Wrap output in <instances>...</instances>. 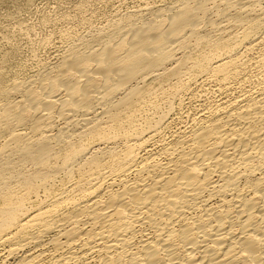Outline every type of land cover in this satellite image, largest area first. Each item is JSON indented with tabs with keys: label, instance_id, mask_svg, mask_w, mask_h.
I'll list each match as a JSON object with an SVG mask.
<instances>
[{
	"label": "bare ground",
	"instance_id": "1",
	"mask_svg": "<svg viewBox=\"0 0 264 264\" xmlns=\"http://www.w3.org/2000/svg\"><path fill=\"white\" fill-rule=\"evenodd\" d=\"M158 11L0 89V264H264V0Z\"/></svg>",
	"mask_w": 264,
	"mask_h": 264
},
{
	"label": "rangeland",
	"instance_id": "2",
	"mask_svg": "<svg viewBox=\"0 0 264 264\" xmlns=\"http://www.w3.org/2000/svg\"><path fill=\"white\" fill-rule=\"evenodd\" d=\"M181 1L182 0H0V89L11 88V85H14V83L16 85L24 83L32 78L34 79L35 75L40 74L42 70L45 72L46 67L48 69L51 68L55 62L60 59L59 56L66 53L69 48L90 44V39L93 41L95 36L97 38L98 35L100 36L104 34V32H107L109 28L111 29L110 26L117 20L125 19L128 16L132 19L134 18L133 20L139 21V19L146 18L144 15L147 17L150 15L151 17L150 13L153 14L156 9L157 11L154 14H158L160 12L158 10L160 9L166 12L172 5L178 4ZM170 3L172 5H170ZM150 9H152V12ZM148 10L150 11L148 12ZM137 13L140 14H138L140 17H138ZM172 67L173 65H167V69ZM158 81L161 83V80L152 81L148 79L144 83L146 86L144 85L145 87L142 86V88L157 89L160 85ZM209 85L210 84L204 87L206 88L208 86L209 88L207 87V90L192 89L195 95L200 94V97H198L199 95L195 96L192 92L191 95H186L187 97L180 96L177 98L179 100L174 99V101H171V110L167 118L168 120H166L167 123L164 125L165 129L163 127V131L160 133V135H162H159L161 138L170 139V137L174 136V133H178L182 128L189 125V120L191 119L190 115L195 112L197 113L199 106L207 107L209 105V101H212L211 98H213V93L211 92L213 88L212 85ZM163 88L167 89L164 85ZM201 93H203L202 96ZM208 96L209 98L207 99ZM186 108H189V112ZM161 109H163V106H161ZM166 110L168 111L169 108H166ZM190 110L192 111L190 112ZM145 113L146 112H141V115H146ZM150 113L152 114V112L148 114L151 115ZM177 117H181L180 119L182 122L179 123L180 119L178 118L177 120ZM169 119L171 121H169ZM167 124L169 125L167 126ZM163 136L167 137L164 138Z\"/></svg>",
	"mask_w": 264,
	"mask_h": 264
}]
</instances>
